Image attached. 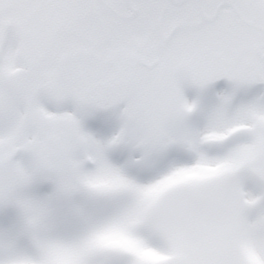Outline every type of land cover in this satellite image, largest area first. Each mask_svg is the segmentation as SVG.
<instances>
[{
	"label": "snow or ice",
	"instance_id": "obj_1",
	"mask_svg": "<svg viewBox=\"0 0 264 264\" xmlns=\"http://www.w3.org/2000/svg\"><path fill=\"white\" fill-rule=\"evenodd\" d=\"M0 264H264V0H0Z\"/></svg>",
	"mask_w": 264,
	"mask_h": 264
}]
</instances>
